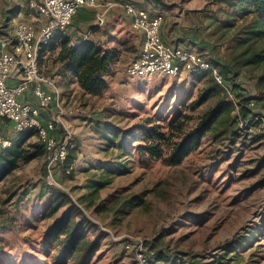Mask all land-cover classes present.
Masks as SVG:
<instances>
[{"label":"rangeland","instance_id":"rangeland-1","mask_svg":"<svg viewBox=\"0 0 264 264\" xmlns=\"http://www.w3.org/2000/svg\"><path fill=\"white\" fill-rule=\"evenodd\" d=\"M226 1L166 0L167 6L157 8L166 19L164 33L175 28L176 44L189 45L215 63L225 47L212 50L208 10ZM0 3L7 8L18 3L17 7L40 26L37 16L26 12L27 0ZM98 11L90 6L81 8L72 33L75 41L87 34V41L118 50L117 62L106 76L108 89L102 95L84 93L73 78L64 76L68 63L59 60L61 41L45 48L41 65L63 88L67 129L62 128L72 134L70 143L77 158L67 170L56 163L52 173L45 156L31 161L20 158L0 181V223L9 224L0 229V264H57L55 249L46 253L41 240L47 226L73 206L92 221L81 224L99 244L89 264H133V252L125 242L130 236L143 238L158 264H175L180 255L201 264H264L260 125L249 126L247 119L239 116L235 122L236 108L178 162L143 157L136 137L141 134L139 129L147 126L150 118L155 120L152 124L171 123L186 96L191 97L189 101L198 97L202 72L130 75L128 68L140 51L141 37L131 27L123 6L109 11L102 25H98ZM12 26L10 23L8 30ZM124 42L131 49L126 50ZM238 80L245 87L243 93L257 95L247 77ZM239 97L236 95L237 101ZM216 100L209 99L195 110L184 108L183 114L192 117L186 120L187 130ZM259 106L255 111L264 112V100ZM55 113L53 109L52 117ZM133 134L136 136L131 138ZM15 136L17 140L19 132ZM36 140L33 136L23 147ZM54 188L66 192L71 203H64L52 218L40 220L45 209L64 200ZM135 196L142 204L130 209L127 204ZM76 222L80 223V217ZM158 252L160 259L156 258Z\"/></svg>","mask_w":264,"mask_h":264},{"label":"trees","instance_id":"trees-1","mask_svg":"<svg viewBox=\"0 0 264 264\" xmlns=\"http://www.w3.org/2000/svg\"><path fill=\"white\" fill-rule=\"evenodd\" d=\"M131 1L138 7L150 5L153 8H161L168 5L166 0H143V3ZM142 4L145 5L142 6ZM208 11H210L208 15L211 20L210 25L213 27L210 34L212 50L215 51V48L220 46L225 47L224 54L214 59L215 63L211 62L232 84L235 94L241 97L238 99L239 111L237 116H234L235 122L239 120L238 116L247 119L255 107H260L259 102L264 100V0H227L224 5ZM56 40L61 41L59 60L68 63L64 76L73 78L84 93L102 95L108 89L106 76L111 70V64L118 56V50L105 49L87 40L78 45H71L66 38H56L54 41ZM122 45L126 50L131 49L125 42ZM240 76H245L252 81L256 96H249L241 91L245 87L238 80ZM201 77L203 78L200 82L201 89L198 97L189 101L191 97L186 96L187 101H184L182 108L176 111V118L171 123L152 124L155 120L150 118L147 120V126L139 129L141 133L139 136L131 135V138L136 136L138 142L141 143L138 150L143 157L162 159L168 164L178 162L200 146L203 137L217 129L218 124L235 109L234 102L225 97L222 88L209 71L202 72ZM214 98L217 99L216 103L210 105L197 123L187 130L186 120L192 117L189 114H183L184 108L195 110L209 99ZM252 99L256 102L253 107L251 106ZM259 123L258 120H251L249 126H257ZM64 133L62 126H59L60 140ZM33 136H36L33 131H20L17 140L12 138L11 147L0 148V181L7 178L20 158L31 161L38 156H45L49 160V153L38 138L36 141L29 142L28 148L23 147L25 142ZM112 137L115 138L116 133H113ZM76 158V149L72 148L70 143L69 158L58 164H64L67 170ZM56 190L58 196L63 197L64 200L60 199L51 204L42 213L40 220L52 218L60 211L64 203H71L66 192ZM132 198L127 204L130 209L142 204L140 199L136 200V196ZM2 213L3 210L0 209V215ZM77 217H80L78 224ZM81 221L92 222L81 209L73 206L47 226L41 245L46 253L55 249L57 264H66L71 261L74 264H89L98 251L99 244L88 236V230L81 224ZM8 226L6 222L0 223V229ZM161 256V252H158L156 258L160 259Z\"/></svg>","mask_w":264,"mask_h":264},{"label":"built area","instance_id":"built-area-1","mask_svg":"<svg viewBox=\"0 0 264 264\" xmlns=\"http://www.w3.org/2000/svg\"><path fill=\"white\" fill-rule=\"evenodd\" d=\"M118 5L124 7L133 30L143 34L140 51L128 68L130 75L175 76L185 71H209L222 88L225 97L233 101L235 109L239 111L232 84L216 65L191 46L172 45L163 36L164 14L152 13L132 1L29 0V9L41 20V25L37 26L32 20H20L14 32V40L8 34L0 32V119L11 122L16 132L28 130L35 133L49 153L48 168L51 173L56 163L65 162L69 158L72 134L66 130L61 140L58 137L59 126L66 128L63 122L66 112L58 84L40 64L43 52L56 38H66L71 45H78L86 40L87 34L75 41L72 33L74 18L81 8H98V25H102L106 21V14ZM29 92L34 97L33 101L26 98ZM254 105L252 101L251 106ZM53 109L56 117H43L44 111L51 113ZM251 120L260 122V138L264 151V112L254 109L245 122ZM12 145L13 139L0 130V148ZM125 242L126 248L133 252V264H158L145 248L143 238L130 236ZM187 257L178 256L175 264H201L197 259L188 260Z\"/></svg>","mask_w":264,"mask_h":264},{"label":"crops","instance_id":"crops-1","mask_svg":"<svg viewBox=\"0 0 264 264\" xmlns=\"http://www.w3.org/2000/svg\"><path fill=\"white\" fill-rule=\"evenodd\" d=\"M28 1V4H29V0ZM122 1H131V0H122ZM136 2H139V3H143V0H134ZM145 5V4H142V6ZM18 3L17 4H14L13 7H10V8H7V6H5V4L3 3H0V27H2V29H0V32H4L6 34H8L11 38V40H14V32H15V29H16V26H17V23L20 21V20H23V19H27V20H33V17H31L29 15V13L25 14L22 9L18 8ZM141 8H147V9H150L152 11V13H157L159 12L157 8H153L152 6L150 5H145ZM28 9V10H27ZM114 10V8L112 9V11ZM29 11L30 13L31 10L29 9L28 5L26 6V12ZM115 11H118V10H115ZM81 13V9L79 10L78 14L75 16V18ZM162 13V12H160ZM126 14V13H125ZM127 16V15H126ZM74 18V19H75ZM38 19V18H37ZM127 19L130 23V18L127 16ZM166 20V19H165ZM12 21V22H11ZM10 23H13V26L11 27V29L9 28L8 30V25H10ZM36 23V22H35ZM166 23V22H165ZM41 25V20H40V23ZM37 26L38 23H36ZM131 25V23H130ZM164 28H165V24L164 26L162 27V33L164 34V36L168 39V41L172 44V45H178L176 44L175 41H173L175 39V34H176V30L175 28L172 30V32H167V34L164 33ZM138 35L141 37V42H140V48H141V45H142V41H143V34L142 32H138ZM181 44V43H179ZM12 46V45H11ZM10 46V48L12 49V47ZM117 62V58L113 61V63L111 64L110 68L112 69V65L113 64H116ZM111 71V70H110ZM48 73V72H47ZM50 76V75H49ZM14 78H12L13 80ZM59 88H60V91H61V94H62V101H63V88H61V86L59 85ZM80 88V87H79ZM81 89V88H80ZM26 98L28 100H34V97L33 95L29 92L26 96ZM52 110H51V113L50 112H46L44 111L43 112V117L48 119V118H51L52 117ZM0 130L3 131L5 134H12V138L15 139V130H13V127H12V123L5 120V119H0Z\"/></svg>","mask_w":264,"mask_h":264}]
</instances>
